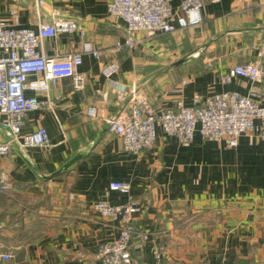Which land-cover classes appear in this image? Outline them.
<instances>
[{"label":"crops","instance_id":"crops-1","mask_svg":"<svg viewBox=\"0 0 264 264\" xmlns=\"http://www.w3.org/2000/svg\"><path fill=\"white\" fill-rule=\"evenodd\" d=\"M37 1L0 0V19L34 30L56 19L74 20L85 35L76 31L47 38L39 50L62 56L82 51L91 41L103 53L83 55L82 90L71 78L51 81L47 92L26 90L47 103L26 112L22 132L43 126L50 144L13 143L3 158L12 186L0 192V264L93 261L122 227L120 218L105 219L94 209L100 200L128 201L129 195L110 189L113 181L129 183L131 196L142 204L130 221L150 234L144 248L134 251L142 264H264V141L243 134L231 148L197 131L192 142L182 144L158 127L155 146L131 154L106 123L128 110L133 90L148 98L156 113L226 91L263 101L264 78L223 82L222 76L236 64L260 61L264 66V0H206L200 25L171 33L139 32L133 50L116 49L127 29L123 19L109 13L110 0ZM183 1L170 0L176 14ZM111 62L119 70L107 78L102 69ZM123 87L127 99L119 103ZM89 106L96 108V117L87 115ZM3 119L0 113V142L12 138ZM76 155L80 158L65 168ZM4 253L11 259L3 260Z\"/></svg>","mask_w":264,"mask_h":264},{"label":"built area","instance_id":"built-area-1","mask_svg":"<svg viewBox=\"0 0 264 264\" xmlns=\"http://www.w3.org/2000/svg\"><path fill=\"white\" fill-rule=\"evenodd\" d=\"M43 3L44 0L37 1L38 5ZM205 4L206 0H184L181 13L176 14L170 0H110L109 13L123 19L127 29L125 40L119 41L116 49L133 50L139 32L171 33L177 29L200 25ZM76 31L81 35L86 34L81 24L70 19L60 18L51 24H40L37 30L16 27L0 19V113L4 115L2 125L12 133L11 140L0 142V192L10 191L12 186L2 161L9 154L13 143L21 147L37 148H45L50 144L48 130L43 126L31 132H22L26 112L40 109L47 103V100L37 96H27L26 90L47 92L50 82L60 78H71L74 88L82 90L86 78L78 68L83 63V55L91 54L99 58L103 53L91 41L83 43L82 51L62 56H47L39 50L45 39ZM260 44L264 53V39ZM118 70L119 64L111 62L103 66L102 72L111 78ZM30 75L37 77L29 80ZM235 77L260 82L264 78L263 63L236 64L222 76V81L228 82ZM185 83L182 82L183 85ZM131 94L126 112L106 118L109 130L121 138L123 150L127 153L140 154L153 148L158 127L167 135L175 136L182 144L192 142L197 131L204 139L224 143L231 148L238 145L243 134L264 141V100H257L238 91H226L204 99L197 98L190 106L182 104L177 109L156 113L148 98L137 95L135 90ZM126 99L127 93L123 87L117 92V100L120 103ZM87 115L96 117V108L89 106ZM110 189L129 195L128 201L112 205L106 200H100L94 204V209L105 219L120 218V233L116 239L99 247L93 261L83 260L81 264H142L134 251L144 248L150 234L144 229H135L130 222L131 216L142 209V204L131 196V186L127 182L113 181ZM154 255L158 261L161 260V247L154 250ZM1 258L9 260L11 255L4 253Z\"/></svg>","mask_w":264,"mask_h":264},{"label":"water","instance_id":"water-1","mask_svg":"<svg viewBox=\"0 0 264 264\" xmlns=\"http://www.w3.org/2000/svg\"><path fill=\"white\" fill-rule=\"evenodd\" d=\"M80 158V155H76L75 157H73L69 162H67L65 164V168L69 167L70 165H72L73 163H75L78 159Z\"/></svg>","mask_w":264,"mask_h":264}]
</instances>
